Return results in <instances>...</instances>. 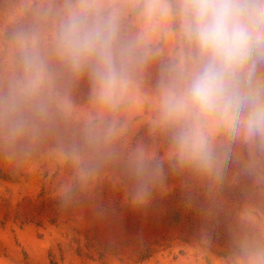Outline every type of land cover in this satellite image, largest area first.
I'll return each instance as SVG.
<instances>
[{"label":"rangeland","instance_id":"374dc122","mask_svg":"<svg viewBox=\"0 0 264 264\" xmlns=\"http://www.w3.org/2000/svg\"><path fill=\"white\" fill-rule=\"evenodd\" d=\"M76 2L0 0V89L20 71L14 36L36 31L50 52ZM94 2L149 56L112 107L50 55L60 96L49 118L15 137L0 129V264H264V137L210 123L219 163L205 172L180 162L161 117L163 88L194 54L179 0L151 17L144 0Z\"/></svg>","mask_w":264,"mask_h":264},{"label":"clouds","instance_id":"9594fccd","mask_svg":"<svg viewBox=\"0 0 264 264\" xmlns=\"http://www.w3.org/2000/svg\"><path fill=\"white\" fill-rule=\"evenodd\" d=\"M171 10L168 0H144L148 17ZM176 11L194 54L178 82L163 88L161 117L173 128L180 162L212 172L219 157L207 133L210 123L233 136L264 137V76L257 74L264 66V0H179ZM14 40L20 71L0 89V129L12 137L47 120L60 96L50 55L71 81L87 74L95 98L112 107L149 56L138 41L122 38L118 18L94 0L69 3L50 52L36 31L21 30ZM146 171L139 161L137 175ZM147 195L142 184L138 202Z\"/></svg>","mask_w":264,"mask_h":264}]
</instances>
